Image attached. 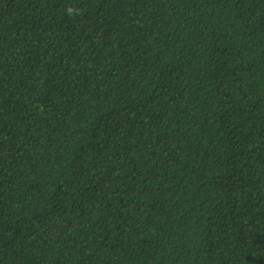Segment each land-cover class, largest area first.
Masks as SVG:
<instances>
[{"label":"trees","instance_id":"trees-1","mask_svg":"<svg viewBox=\"0 0 264 264\" xmlns=\"http://www.w3.org/2000/svg\"><path fill=\"white\" fill-rule=\"evenodd\" d=\"M0 264H264V0H0Z\"/></svg>","mask_w":264,"mask_h":264}]
</instances>
